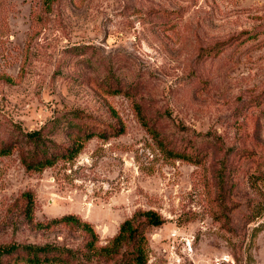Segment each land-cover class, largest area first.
<instances>
[{
	"label": "rangeland",
	"instance_id": "1",
	"mask_svg": "<svg viewBox=\"0 0 264 264\" xmlns=\"http://www.w3.org/2000/svg\"><path fill=\"white\" fill-rule=\"evenodd\" d=\"M3 146L0 246L152 210L144 264H264V0H0Z\"/></svg>",
	"mask_w": 264,
	"mask_h": 264
},
{
	"label": "trees",
	"instance_id": "2",
	"mask_svg": "<svg viewBox=\"0 0 264 264\" xmlns=\"http://www.w3.org/2000/svg\"><path fill=\"white\" fill-rule=\"evenodd\" d=\"M136 108H138V114L140 115L141 110L139 106L136 105ZM116 130L121 131L120 128ZM92 135L91 132L86 133V137H91ZM25 136L29 139H34L38 137V132H27ZM100 136L104 137L106 135L101 132ZM156 136L158 137V135ZM0 151L7 152L9 149L3 146ZM75 152L76 147L68 150L69 156H72ZM54 159V155H36L31 160H27L25 156L20 158L23 165L29 169H38L45 165H50ZM59 220L63 222L76 221L72 215L62 216ZM162 222L163 220L160 215L152 210L136 211L131 217L124 219L119 225L118 231L102 245L96 243V235L93 228L87 222H83L82 227L88 232V238L83 247V254L86 257H95L105 262H96L95 264H144L145 235L142 226H158L162 224ZM129 247L130 249L127 250ZM10 256L21 258L26 264H51L56 262L73 264L74 261V256L70 250L48 244L32 246L29 244L19 245L13 243L0 246V264H2L1 261L3 257L6 258Z\"/></svg>",
	"mask_w": 264,
	"mask_h": 264
}]
</instances>
